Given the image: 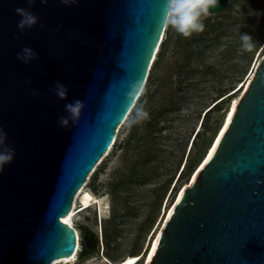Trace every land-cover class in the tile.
Wrapping results in <instances>:
<instances>
[{
  "label": "water",
  "instance_id": "obj_1",
  "mask_svg": "<svg viewBox=\"0 0 264 264\" xmlns=\"http://www.w3.org/2000/svg\"><path fill=\"white\" fill-rule=\"evenodd\" d=\"M164 3L34 0L29 8L27 0H0V128L15 150L0 172V264H50L74 253L76 231L61 217L143 89L165 31ZM16 8L37 24L21 33ZM25 47L37 54L28 64L17 59ZM57 81L68 89L64 100ZM77 99L85 105L78 121L61 127L65 105ZM226 125L172 200L142 264H264V54ZM90 237L81 234L94 248Z\"/></svg>",
  "mask_w": 264,
  "mask_h": 264
},
{
  "label": "rangeland",
  "instance_id": "obj_2",
  "mask_svg": "<svg viewBox=\"0 0 264 264\" xmlns=\"http://www.w3.org/2000/svg\"><path fill=\"white\" fill-rule=\"evenodd\" d=\"M203 23L207 34L203 31L186 39L219 37L207 40L210 46L188 62L205 73L187 79L185 82L191 86L187 87L185 97L173 104L175 108L164 110L171 106L169 88L179 86L178 71L185 61V52L178 44L182 36L171 29L170 42L151 84L156 91L143 105L148 118L134 123V107L116 128L115 142L108 154L86 178L84 190L97 197L98 202L72 217L79 249L70 264H101L130 254H140L136 264L143 263L142 253L162 225L165 209L179 187L188 181L189 177L183 175L186 168L176 180L184 162L202 158L231 100L241 94L239 87L256 59L264 54V0H229L224 11L210 12ZM212 24L214 28L208 26ZM243 34L255 41L252 52L242 49ZM224 85L236 92L224 100L221 108L206 112ZM196 132L201 134L194 137ZM79 205L76 198L75 209ZM84 228L97 236L98 243L91 255L80 258Z\"/></svg>",
  "mask_w": 264,
  "mask_h": 264
},
{
  "label": "clouds",
  "instance_id": "obj_3",
  "mask_svg": "<svg viewBox=\"0 0 264 264\" xmlns=\"http://www.w3.org/2000/svg\"><path fill=\"white\" fill-rule=\"evenodd\" d=\"M34 0H27L29 8ZM42 4L47 3V0H40ZM65 5H68L72 0H61ZM218 5V0H165L162 8V26L164 29L171 28L177 34L184 38H190L195 33H202L205 29L203 19L209 14L210 8H215ZM15 12L21 17L17 24L18 29L22 33L25 29H31L38 22V17L33 15L27 8H16ZM43 27V25H41ZM241 47L246 52H252L255 48V41L248 34L240 36ZM37 58V54L33 49L25 47L21 53L17 55V59L23 63L28 64ZM54 91L59 100H64L67 97L68 89L59 81L54 86ZM33 95H37L33 92ZM85 107L84 102L77 99L72 103L65 105V112L67 116H60L57 123L67 128L69 123L75 124L82 109ZM148 118V113L144 111L143 107L136 109V114L133 122H140ZM7 133L0 128V172L3 171L4 166L10 164L15 156L14 148L7 145Z\"/></svg>",
  "mask_w": 264,
  "mask_h": 264
},
{
  "label": "trees",
  "instance_id": "obj_4",
  "mask_svg": "<svg viewBox=\"0 0 264 264\" xmlns=\"http://www.w3.org/2000/svg\"><path fill=\"white\" fill-rule=\"evenodd\" d=\"M208 26H212V28H214V24L208 25ZM216 28H217V26H216ZM170 31H171V28L165 29L164 37H162L160 44H159V48L156 52L155 58L153 59V61L151 63V67L149 69V73L147 75V79L145 81L143 89H142L141 93L139 94V96L137 97V99H136V101L132 107V109L135 107L134 113L132 116L133 120H134V117L136 114V109L139 107H143V105L147 104L149 102L150 98L152 97V95L154 94V92L156 91V89L155 90L151 89V84L153 83L155 71L157 70V68H159V64H160L162 58L164 57L165 51H166L167 46L170 42V39H171V32ZM204 32H206L205 34H207V30H204ZM218 38L219 37H194L192 40L191 39L187 40L184 37H179L178 44L181 46V48L185 52V55H184L185 61L180 65V69L178 71V77H181L180 82H179L180 84H178L179 86L175 87L174 89H172V87H170L169 92H168V96L170 97V99L171 98L173 99L174 97L176 99H173V100L171 99V106L165 107L164 110L175 108V106H174L175 103H179L185 97L187 87L191 86V83L185 82V81H187V79L194 77L199 72L205 73L204 71H200L198 66H189L188 62L190 61L192 56L200 57V55H202L203 50L210 46L211 43L206 42L207 40H209V39L217 40ZM262 38L263 37H261V39ZM202 41H203V43H201ZM181 82L185 83V84H183L184 87L181 86V84H182ZM234 89L235 88H232L231 86L226 87L225 85L223 87H221L220 89H218L220 91L219 97L216 98L212 102V104L209 106V108L206 110V112L210 111V110L214 111V110L221 108V105L223 104L224 100L226 98H228L235 91ZM132 109L130 110V112L132 111ZM203 120H204V118H202V121ZM200 124L202 125V122ZM200 134L201 133L196 132L194 137L199 136ZM200 159L201 158H199V160H196V161L195 160L190 161L189 163L184 162L181 170L179 171V174H178L176 180L181 176V174L183 173L185 168H186V170L184 171L183 175H186V177H189L191 175L192 171L195 169L196 165L199 163ZM97 173H98V171L94 174V176H93L94 179L97 176ZM170 191H172V188ZM97 243H98V239L96 241V245H97ZM94 251H95V248L86 247L85 244L83 243V241L81 240V249L79 251V257L80 258L87 257V256L91 255ZM143 254H144V252L142 253V255ZM115 261H117V260H115Z\"/></svg>",
  "mask_w": 264,
  "mask_h": 264
},
{
  "label": "bare ground",
  "instance_id": "obj_5",
  "mask_svg": "<svg viewBox=\"0 0 264 264\" xmlns=\"http://www.w3.org/2000/svg\"><path fill=\"white\" fill-rule=\"evenodd\" d=\"M162 37H163V35L161 36L160 40L162 39ZM156 51H157V49H156ZM153 59H154V57L152 58V61H153ZM257 60H258V58H257L256 61L254 62V65H253L252 69L250 70L247 79H246L245 82L241 85V87H239V89H238V90L241 91V93H242V91L244 90V88L246 87V84L248 83V78L250 77V75H251V73H252V71H253V68H254V66H255V64H256V62H257ZM234 92H236V91H234ZM238 97H239V96H238ZM238 97H235V98H233V99L231 100V102H230V104H229V106H228V108H227V111H226V113H225V115H224V117H223V120H222L223 122H222V124L220 125V127H219V129H218V131H217V134L214 136V139H213V141H212V145H210V147H209L208 150L206 151V156L204 155V157H203V158L200 160V162L196 165L195 169L197 168V166H198L199 164H201L202 162L206 161L207 157H209V153L212 152L213 147L215 146V144H216V142H217V140H218L220 134L223 132V130L225 129V125L227 124V122H228L229 119H230L229 114H230V113L232 114L233 111H234V108H235V105H236V102H237ZM127 117H128V115L126 116V118H127ZM126 118H125V119H126ZM125 119H124V121H125ZM124 121H123V122H124ZM123 122H122V123H123ZM122 123H121V124H122ZM121 124H119L118 127H120ZM114 141H115V140H114ZM110 148H111V147H109L108 151H107V152L101 157V159H102L106 154H108ZM195 169H194V170H195ZM194 170L192 171L191 175L189 176L188 181H189L190 178L193 177V174H194L193 172H194ZM188 181H187L183 186L179 187V189H178V190L176 191V193H175V196H174L173 200H175L176 197L178 198V197L180 196L182 189L185 187L186 184H188ZM84 186H85V184H83V185L77 190V192H76V194H75V196H74V199H73V201H72V206H71L70 211H68L67 214H65L64 216L61 217V220H62V221H64L65 223H67L68 225H70V226H72V227H74L73 224H72V217L76 214V212H75V200H76V198H79V200H80V204H81L82 207H83L82 209H84V208H86V207H88V206H91L92 204H96V203L98 202L97 197H95L94 195H92L89 191L84 190ZM172 203H173V201L170 203V205H169V206L165 209V211H164V214H163L162 219H161V223H162V225L159 226V227L156 229V231H155L153 237L150 239V242H149V248H148L146 254L144 255L143 263H144V262H145V263L147 262V260L149 259L150 255H151V253H152V251H153V245L156 244L157 237H158V235H159V233H160V229H161V227L163 226L164 221L166 220L165 217H167V216L169 215L170 211H171V208H172L171 205H172ZM82 209H79L78 211H81ZM78 211H77V212H78ZM164 218H165V220H164ZM66 221H67V222H66ZM161 223H160V224H161ZM74 229H75V231H76V238H77L79 235H78L77 229H76L75 227H74ZM76 242H77V241H76ZM151 242H152V243H151ZM78 249H79V242L76 243V249H75V251H74V253H73L72 255H70V256H68V257H60V258H56V259L52 260L50 264H56V263H59V262L62 263V264H70V263L72 262V260H74L76 254H77V252H78ZM147 253H148V254H147ZM140 256H141L140 254H130V255L125 256V257L122 258L121 260H118V261H115V260H114V261H110V260H108L107 262H105V263H101V264H136V262L138 261V259L140 258ZM141 264H142V263H141Z\"/></svg>",
  "mask_w": 264,
  "mask_h": 264
},
{
  "label": "flooded vegetation",
  "instance_id": "obj_6",
  "mask_svg": "<svg viewBox=\"0 0 264 264\" xmlns=\"http://www.w3.org/2000/svg\"><path fill=\"white\" fill-rule=\"evenodd\" d=\"M85 230H87V228H84V229L82 230V233H83ZM88 230H89V232L92 233V237H90V241H91V239H94V244L96 245L97 236H96V235H95L90 229H88Z\"/></svg>",
  "mask_w": 264,
  "mask_h": 264
},
{
  "label": "snow or ice",
  "instance_id": "obj_7",
  "mask_svg": "<svg viewBox=\"0 0 264 264\" xmlns=\"http://www.w3.org/2000/svg\"><path fill=\"white\" fill-rule=\"evenodd\" d=\"M229 117H231V113L229 114ZM225 127H227V125H225ZM209 155L211 156V153H209ZM153 250H155V245H153Z\"/></svg>",
  "mask_w": 264,
  "mask_h": 264
},
{
  "label": "built area",
  "instance_id": "obj_8",
  "mask_svg": "<svg viewBox=\"0 0 264 264\" xmlns=\"http://www.w3.org/2000/svg\"><path fill=\"white\" fill-rule=\"evenodd\" d=\"M113 143H114V141L112 142L111 147H112ZM100 161H101V159L98 161V163H99ZM98 163H97V164H98ZM97 164H96V165H97ZM94 169H95V168H94ZM94 169H93V170H94ZM93 170H92V171H93ZM78 239H79V238L77 237V239H76L77 242H78Z\"/></svg>",
  "mask_w": 264,
  "mask_h": 264
}]
</instances>
